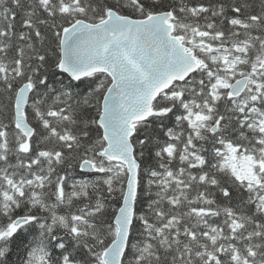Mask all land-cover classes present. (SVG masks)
<instances>
[{
	"label": "snow or ice",
	"instance_id": "6c2138e0",
	"mask_svg": "<svg viewBox=\"0 0 264 264\" xmlns=\"http://www.w3.org/2000/svg\"><path fill=\"white\" fill-rule=\"evenodd\" d=\"M0 264H264V0H0Z\"/></svg>",
	"mask_w": 264,
	"mask_h": 264
}]
</instances>
